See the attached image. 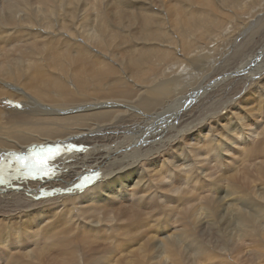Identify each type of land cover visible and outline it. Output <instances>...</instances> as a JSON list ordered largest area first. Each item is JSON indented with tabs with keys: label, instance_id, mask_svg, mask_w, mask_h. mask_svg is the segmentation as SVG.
Masks as SVG:
<instances>
[{
	"label": "bare ground",
	"instance_id": "1",
	"mask_svg": "<svg viewBox=\"0 0 264 264\" xmlns=\"http://www.w3.org/2000/svg\"><path fill=\"white\" fill-rule=\"evenodd\" d=\"M204 1L167 0L161 16L151 5L164 0H0V160L35 143L87 147L62 159L51 182H16L17 190L0 185V261L1 249L18 245L2 264H264V187L256 190L254 184L264 178V165L236 175L237 165L227 160L242 156L239 164L249 154L256 161L262 153L264 143H252L260 142L264 129L256 134L249 122L258 126L264 119V9L236 0L202 7ZM225 6L237 17L249 16V9L252 18L262 17L241 25L235 20L238 28L230 33V17L221 24L195 17L202 9L217 16ZM138 18L148 25L134 54L126 36L138 29L128 20ZM170 33L179 40L171 42ZM11 34L41 40L11 50L12 44L3 45ZM56 35L74 47L42 46ZM115 41L123 46L115 48ZM256 68L259 74L252 72ZM233 76L239 82L227 86ZM192 79L201 83L192 86ZM224 81L227 88L210 94L213 83ZM74 92L82 95L71 100ZM196 95L202 101L189 110ZM240 98L252 107L241 105L227 123L208 125L200 147L186 141L198 138L199 127ZM92 102L93 109L86 107ZM73 106L75 114L67 115ZM122 165L140 168L128 177L121 173L116 185L87 193ZM97 170L95 184L62 192ZM244 182L254 185L246 188ZM45 191L52 194L36 198ZM146 220L150 227L142 233ZM126 225L137 228L127 233ZM138 230L140 243L130 252L126 245ZM80 234L90 240H77Z\"/></svg>",
	"mask_w": 264,
	"mask_h": 264
},
{
	"label": "rangeland",
	"instance_id": "2",
	"mask_svg": "<svg viewBox=\"0 0 264 264\" xmlns=\"http://www.w3.org/2000/svg\"><path fill=\"white\" fill-rule=\"evenodd\" d=\"M211 0H205L204 2L206 3L204 6H202V7H206L207 6V4L210 2ZM225 1H227L228 2V0H223V2H225ZM236 1H238V2H240L241 4H243V6H254L253 8H255V11H261V10H263L264 9V0H236ZM166 2V3H165ZM256 2V3H255ZM164 3L165 4H160V3H154V4H152L151 5V7H153V10H155V11H157L158 13H161V16L163 15L164 16V14H165V11H166V9L164 8L165 6H166V4L168 3L167 2V0H164ZM173 3V2H172ZM262 3V4H261ZM161 6V7H160ZM169 6V5H168ZM201 6V5H200ZM258 6V7H257ZM162 8H164V10L162 9ZM261 9V10H260ZM251 10L252 9H249L248 11H247V14L249 15V16H246V17H237V16H234L233 15V13H232V6H225V8H221L220 10H219V12H218V14H217V16H210V12H206L205 10H199V11H197V16H195L196 18L197 17H199V18H201V19H204L205 17H208L209 16V18H212L214 21H216V23L218 22V24H221V23H224V22H227L228 21V19H229V17L231 18V19H234L232 22H231V24H230V26H229V28H228V30H227V33H230V32H232V30H234V29H236V27L238 28V25H241L242 23H248L249 21H254V19H257V17H262L260 14H258L257 16L255 15V17L254 18H252L253 16H254V14H252L251 15ZM190 12V11H189ZM202 12V13H201ZM261 12H263V11H261ZM219 14L220 15H222L221 17L219 16ZM251 15V16H250ZM59 15H58V13L56 14V16L55 17H58ZM172 16H174L173 15V13H172ZM251 18V19H250ZM230 19V20H231ZM191 20H193L192 18H191ZM218 20V21H217ZM235 20H237L238 21V25L236 24L237 22L235 21ZM129 22H131V25L132 26H136V27H138V29L134 32V31H129L128 32V35L126 36V38H127V41L128 42H130V46H131V49H133L132 50V53H134V54H136V51H137V47H139V45L138 44H140V42H141V40L142 39H139V36L145 31V29L147 28V25H148V23L146 24V25H144L143 26V24L141 25V23H140V19L138 18V20L137 21H134L133 22V19H130V20H128ZM144 22V24H145V21H143ZM220 22V23H219ZM234 23V24H233ZM148 28H150V26L148 27ZM165 29H168V28H165ZM165 29L164 28H162V31H164V33H166L167 34V32H165ZM256 29V28H255ZM151 31V30H150ZM75 32V31H74ZM129 33L131 34V37L129 36ZM179 33H181V32H179ZM58 35V34H57ZM57 35L56 36H54L52 39H50L49 41H43L42 43H43V45L42 46H45V45H47V44H49V45H51V46H56V47H59V46H61V45H63L64 47H69V49H71V48H73L74 47V45L73 44H71V42H68V40H66V39H61V38H59V37H57ZM222 35V34H221ZM221 35H219V37H217V39L218 40H220V37H221ZM149 36H152V38L153 37H156L155 35H153V34H149L148 35V37ZM170 36L173 38V39H171V42H172V40H173V42L174 41H176V39L175 38H177L178 39V37L175 35V34H173V33H170ZM148 37H147V39H148ZM226 37H228V34H227V36ZM147 39H145V41H147V43L146 44H148L149 43V40H147ZM157 39V38H156ZM39 40H41L40 39V37H34V38H32V39H30V40H26V39H23V38H20L19 36H17V35H14V34H11L9 37H6V38H4L3 39V45H8V43L9 44H12V47L10 48L11 50H18V49H21V48H23V47H25L27 44H29L30 42H38ZM179 40V39H178ZM185 40H188V39H182V40H180V42H182L183 41V43L185 42ZM165 41H166V39H165ZM165 41L163 42V43H165ZM167 42V41H166ZM81 43V41H79L78 39H77V41H76V44L75 45H78V44H80ZM188 43V42H187ZM191 43H193V42H191ZM185 44V43H184ZM120 46L122 47L123 46V43H121V42H119V41H115L114 42V47L115 48H117V47H119L120 48ZM170 46H173V43L171 44L170 43ZM212 47H214L215 45H211ZM6 48H7V46H6ZM111 49H113V46H112V48ZM161 49V48H160ZM163 49H166L165 47L163 48ZM169 51L168 52H170L171 53V51H172V49H169V48H167ZM55 50H57V49H55ZM140 50H143V49H140ZM162 50V49H161ZM160 50V52H159V50L157 49L156 51H158L157 52V54L158 55H160L161 54V52L163 51H161ZM171 50V51H170ZM156 51H155V53H156ZM172 52H174V51H172ZM140 53H142V52H140ZM139 53V54H140ZM121 54V53H120ZM161 55H163V54H161ZM172 56H174V57H176V55H174L173 53L171 54ZM252 55V54H251ZM250 55V56H251ZM125 56V55H124ZM123 55H122V57H121V60H124V57ZM106 58V57H105ZM117 59H119V56H117L116 57V60ZM242 59V58H241ZM248 59V58H247ZM263 60H264V58H262ZM104 60V59H103ZM240 60V59H239ZM238 60V61H239ZM245 60H246V58H245ZM258 60V59H257ZM262 60V61H263ZM262 61H256V60H254V65H257L258 63H262ZM121 62V61H120ZM122 63H124V62H122ZM161 64V63H160ZM263 64H264V61H263ZM99 67V66H98ZM248 68V67H247ZM121 70V69H120ZM251 70H247V72H248V74H249V72H250ZM257 71V74H259V69L258 68H256V69H254V71H252L253 73L254 72H256ZM88 72H92V71H88ZM118 72H119V68H118ZM134 73H135V70H133V72L132 73H129L128 72V74H127V77L129 76L130 78L134 75ZM235 73H237V72H235ZM234 73V74H235ZM121 74H122V72H121ZM236 75V74H235ZM239 75H240V73H239ZM239 75H238V77H239ZM201 76V75H200ZM230 76V75H229ZM228 76V77H229ZM128 77V78H129ZM219 77H223V75H221V76H219ZM237 77L236 76H233V77H231V78H229V79H227V80H229V83L227 82V84H226V81H224V82H222V83H220L219 82V84H217L216 82L215 83H213V86H211V88H210V90H211V92H210V94L213 92V93H217V91L218 90H223V89H225V88H227L224 84H226L227 86L229 85V86H232V85H234L235 83H238L239 81H237V80H239V79H236ZM122 79H123V77H122ZM221 79V78H220ZM232 79V80H231ZM198 79H192L190 82L191 83H193L192 84V86H196L197 84H200L201 83V81L199 82V80L197 81ZM234 80V81H233ZM233 82V83H232ZM195 84V85H194ZM202 84L204 85V83L202 82ZM215 84V85H214ZM219 85V86H218ZM219 88V89H218ZM209 90V89H208ZM214 90H216V91H214ZM255 90H257V88L255 87ZM212 93V94H213ZM82 94H80V93H78V92H74V93H72L71 94V100H74V99H76V98H79L80 96H81ZM203 98V96L201 95L199 98L197 97V95H196V102H194V103H190L189 102V100L187 101V102H189V104H188V109L189 110H191V108H193L194 106H196V104L199 102V101H202V98ZM251 97H253L254 98V93L252 94V96ZM193 100V99H192ZM109 103H111V102H109V101H107V103H105V104H102V105H109ZM247 103L245 102V98H240L239 99V101L238 102H236V103H233V104H231V105H229L224 111H222V110H220V113L217 115V117L216 118H214L213 120H211V122H209L208 124L207 123H205L203 126H201V127H199L197 130H201V132H199L200 133V136L198 137V138H192V137H189V138H187L186 139V141H189V142H191L190 144L191 145H193V146H195V148H198V147H200V144H198L197 142H198V139H200L201 138V136L203 135V134H206L205 132L207 131V129H208V125H215V124H217L219 121H222L223 123H227V121H228V118H229V116L231 115V113L233 112V111H236V110H239L240 109V106L241 105H243V106H245ZM82 105H84V104H82ZM86 105V107H90L91 109H93L94 107H95V105H94V103L92 102L91 104H85ZM90 105V106H89ZM94 105V106H93ZM192 106V107H191ZM262 106V108L264 109V104L263 105H261ZM76 106H73V107H71L70 109L68 108L65 112H66V114L68 115V113H69V115H70V113H73V114H71V115H74L75 114V112L73 111V109L75 108ZM246 107L247 108H249V107H252V104H250V105H246ZM119 108V107H118ZM188 109H186V110H188ZM88 112V111H87ZM80 113H85V112H83V111H77L76 112V114H80ZM244 114H246V113H244ZM251 115V114H250ZM63 116H66L65 114H60V117H63ZM70 120V119H69ZM243 120L244 121H246V118H245V115H243ZM258 123L260 124V125H258V126H256L253 122H249V125L250 126H252L251 128H258V130H257V132H256V134H258V133H261V131L264 129V119L263 120H259L258 121ZM124 127H126V126H124ZM250 127H249V129L250 130H255V129H251ZM196 131V130H195ZM195 131H192L190 134H192L193 132H195ZM259 131V132H258ZM262 133H263V131H262ZM264 134V133H263ZM262 135H260L259 136V138H257L258 140H260V142H257V140H253V143L252 144H254V145H261L262 143H264V136H262ZM245 137H246V139H250L251 138V135H250V133H249V131H246L245 132ZM110 140V139H109ZM108 140V141H109ZM77 141V140H76ZM252 141V139H250V142ZM257 144H256V143ZM196 145H195V144ZM259 143V144H258ZM240 144L243 146V150H246L247 149V144L245 143V142H240ZM181 145V142H178V144H177V147L176 148H178L179 146ZM198 145V146H197ZM262 147V149L260 150V152H262L261 153V155H259V156H257V157H259L258 159H256V161H254V155H252L250 158H249V154H246V156L247 157H245L243 160H242V162L241 163H239L238 164V162H240V158L242 157H239L238 155L237 156H235L234 158H235V160L233 159V157H231V155L232 154H227L226 156L227 157H231V158H228L227 160H228V162H230V163H235L236 165V167H235V169H233L232 170V174H236L237 175V173H239V171L240 172H245V171H249L251 168H255V164H261V165H264V144L261 146ZM253 148H254V146H253ZM240 150V148L238 149V151ZM242 150V151H243ZM253 150V149H252ZM174 153V152H173ZM250 153V152H249ZM223 154H225L224 152H223ZM240 154H242V152L240 153ZM262 157V158H261ZM161 157L160 156H157V159H158V161H159V159H160ZM237 158H239V161H238V159ZM248 158V159H247ZM249 159H251L252 160V162H251V160H249ZM248 160V162H246ZM236 161H238V162H236ZM260 161H262V162H260ZM124 163H126V162H124ZM242 163H243V165H242ZM227 164H229V163H227ZM240 165V166H239ZM251 166V168H248V167H250ZM238 167V168H237ZM244 167V168H243ZM140 167H137V166H134V167H130V166H127V165H122V167L120 168V169H118V170H115V171H111V172H109L108 174L110 175V176H108V178H105L104 179V181L105 182H103L102 184H99V185H97L94 189H92V190H88V192L87 193H90V192H92V191H94V190H96V189H100V188H105V187H107V186H111V185H116V184H118L119 182H120V179H122V177H121V173L123 174V177H128L130 174H132V173H134V172H136L138 169H139ZM238 169V170H237ZM245 169V170H244ZM242 170H244V171H242ZM237 171V172H236ZM230 174H231V171L229 172ZM247 173V175L249 174L248 172H246ZM231 174V175H232ZM225 175H227V173L225 174ZM225 175H224V177H225ZM236 175H234L233 177H235ZM249 175H251V174H249ZM253 175V174H252ZM106 179H108L107 181H106ZM235 179V178H234ZM241 182H243V181H241ZM240 181H238L237 180V184L238 185H240V183H241ZM247 183H245L244 182V186L243 187H246V188H249V187H251V186H253L254 184H255V189L257 190V189H259L260 187H259V185L260 186H262V187H264V178H259L258 180H256L255 182H254V184L253 183H251V182H249V185H246ZM86 193V194H87ZM162 217H165V215H162ZM164 219V218H163ZM146 222V223H145ZM144 223H141V225L143 226V229H141V232L143 233V232H145V230H148V228L150 227L149 226V221H145ZM126 224V223H125ZM127 226V233L129 232V228H137V227H135L134 225L133 226H128V225H126ZM151 226H152V222H151ZM139 230H138V234H135V236H131V240L129 239L128 241V243H129V245L127 246L126 245V247H128V250L131 252V251H133V249L140 243L139 241H137V235H139ZM106 236H107V238L109 237V233H108V231L106 232ZM80 237H83V238H86V239H89L88 238V235H83V234H80V235H78V236H76V238H77V240L80 238ZM13 238H15V237H13ZM122 238V237H121ZM31 239H32V235H30V239H29V241L28 242H30L31 241ZM90 240V239H89ZM114 240H117L116 238H114ZM121 240V239H120ZM119 240V241H120ZM137 242V243H136ZM17 243H16V241H15V243L13 242L12 244H10L9 245V247H8V249L7 250H4V249H1L2 251H3V253L5 254V256L4 257H2V260L0 261V264H2L3 263V261L6 259H9V257L11 256V250L14 248V247H18V245H16ZM103 245H106L105 243H103ZM124 245V244H123ZM132 245V246H131ZM135 246V247H134ZM56 249V248H55ZM81 250H84L83 249V247L81 248ZM85 251V250H84ZM102 254V253H101ZM241 256V255H240ZM5 264V263H4Z\"/></svg>",
	"mask_w": 264,
	"mask_h": 264
},
{
	"label": "snow or ice",
	"instance_id": "3",
	"mask_svg": "<svg viewBox=\"0 0 264 264\" xmlns=\"http://www.w3.org/2000/svg\"><path fill=\"white\" fill-rule=\"evenodd\" d=\"M60 153V148L48 147L41 148L38 151L33 149L32 153L28 156L17 155L14 157L16 164L20 168L27 170L29 174L49 173V162L54 160Z\"/></svg>",
	"mask_w": 264,
	"mask_h": 264
}]
</instances>
